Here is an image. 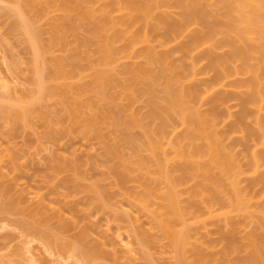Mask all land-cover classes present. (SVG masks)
I'll return each instance as SVG.
<instances>
[{
	"label": "rangeland",
	"instance_id": "rangeland-1",
	"mask_svg": "<svg viewBox=\"0 0 264 264\" xmlns=\"http://www.w3.org/2000/svg\"><path fill=\"white\" fill-rule=\"evenodd\" d=\"M47 1L38 0L39 3L34 5L31 0L28 9L26 2L21 5L22 10L26 9L23 16L28 18L27 23L30 22L29 29L37 33L36 44L43 58L41 83L58 88L56 95L45 92L41 101H34L39 96L32 40L29 38L32 35L24 32V23L15 13V5L21 2L0 0V264H82L83 260L86 264H184L186 260L188 264H238V256L245 257L247 251L242 252L243 238L247 239L248 234L253 233L257 239H264V219L257 216V212L254 214L255 211L244 214L247 222L241 220L242 214H231L234 224L233 229L228 225V231H237L236 240L241 239L242 243L241 246L238 244L241 247L238 254L229 253L228 262L223 263L226 242L221 232L228 231L218 213L229 202L226 190L223 193L226 185L219 188L221 191L216 189L219 190L216 193L207 183L210 177L206 171L187 172L193 151L201 140L189 137L188 128L176 117L168 121L164 135L161 134L160 118L150 115L152 106L148 96L135 94L136 87L143 84L137 83L134 92L125 88L124 84L130 79V67L143 63V59L137 57L141 46L134 49L135 53L134 50L127 51L130 57L120 54L117 63L103 66L104 71L110 73L107 75L110 82L107 84L106 80L105 95L98 94L88 85L92 81L93 66L98 67L99 44L103 43L105 36L110 40L116 33L115 37L120 29L116 28V32L113 27V32L110 30L113 28L107 29L109 33L107 30L96 32L93 28L100 15L98 11V15H94L96 20L89 17L75 20V13H71L73 17L67 16L60 9L63 2L65 5L69 0H50L56 2V9L48 8ZM27 2L30 4L29 0ZM99 6L100 3L96 2L92 8ZM176 11L171 10L173 17L177 16ZM58 29L61 35L54 37ZM114 39L112 47L124 48L126 40ZM220 50L219 53L223 49ZM170 56L176 67L183 62L178 69L188 61L178 52ZM206 63L207 60L202 59L197 66L202 68ZM58 68L65 78L56 79L54 71ZM208 77L202 75L199 78L203 81ZM194 84L199 88L205 85L198 80ZM234 101L219 105V112L225 111L229 104L228 110L236 113L239 107L234 106L237 104ZM26 105L30 114H20L25 119L12 115L14 111L21 113L20 107ZM156 105L164 107L165 103L157 99ZM209 109L207 100L199 104L200 111ZM92 114L97 125L90 127ZM222 122L217 130L226 133L230 120ZM235 135L227 137L225 143L232 147L235 157L245 166L244 157L248 153L245 151L253 142L244 140V143L240 135L237 134L239 138ZM200 158L194 157L192 161H206V158ZM118 171L127 176L123 184ZM157 171H164L165 176H162L164 172L159 175ZM211 172L216 175L217 169ZM247 182L249 179H243L240 186L246 187ZM170 187L179 191L178 206L189 219V224L183 226L193 234L192 240L188 239L189 243L184 245L183 260V255L180 257L160 225L169 217L170 208H166L169 203L164 194ZM144 195L146 199L142 198V203L140 198ZM193 203L202 206L199 210L202 218L199 219L203 221H197L198 226L193 219L194 212L191 216ZM204 206L215 210L212 217L203 215ZM178 225L176 228L182 226ZM59 248L64 250L59 252ZM201 253L207 254V258L197 259Z\"/></svg>",
	"mask_w": 264,
	"mask_h": 264
},
{
	"label": "bare ground",
	"instance_id": "bare-ground-1",
	"mask_svg": "<svg viewBox=\"0 0 264 264\" xmlns=\"http://www.w3.org/2000/svg\"><path fill=\"white\" fill-rule=\"evenodd\" d=\"M18 1L17 4L21 3L20 5H15V13L17 12V15L20 16L19 18L22 19L24 23H22L24 32L26 34L30 32L32 35V37H30V34H28L30 41L32 40L31 45L35 60L34 72L38 77L36 83L38 85L37 93L39 96L36 97L34 101H39V99L41 101V97L45 92L53 96L58 92V88L55 89L46 85L44 86L43 82L41 83L42 79L40 80V77L42 73L40 72V66L43 64V62L41 63L43 58L40 56V49L36 44L37 33H34L35 30H30V22L27 23L29 21L28 18L26 17L25 19V15L23 16L26 9L31 7L32 2L29 0V4L27 0H22L24 3H22L21 0ZM32 1L34 2V0ZM48 1L45 3L48 5V8L55 7L56 9V2L53 3L52 1ZM25 2L27 4V6H25L26 9L24 7L22 10ZM36 2H38V0L34 2V5ZM96 2L100 3V6L97 9H93L92 5L94 6ZM21 5L23 6L21 7ZM62 7L60 9L64 11L67 16L75 13V20H77V18L81 20L83 17L94 18V15L97 16L99 12L100 15L98 16V20L94 21L97 22L96 24L94 23L96 27L94 26L93 28L96 32H102L113 27L115 31L116 28L117 30L120 29L115 37L113 36L116 33L110 37V40L105 36L103 43L99 44L100 57L96 60L98 61V63H96L98 67L96 68L94 67L95 65L93 66V74L91 73L92 81L89 83L88 88H91L94 92L97 91L98 94H104L103 90H106V88L104 89L106 80L107 84L110 82V78H107V75H110V73L107 71L105 72L103 66L106 65L107 67L110 64L112 65V63H117V61L120 60L119 57H121V55L123 56L124 53V56L128 55L130 57L131 55L128 54L127 51L131 53L137 46H141L140 51L137 53V57L140 56V58L143 59V63L140 65L135 64V66L130 67L128 71V74L130 73V83L127 81V83L124 84L125 88H131L129 91L133 89L132 92L137 88L135 91V94L137 93L136 95L146 94L148 96L152 106L150 115L151 117L160 118V125L162 126L159 130L161 134L165 133L166 125H168L170 119L176 117V119H180L179 121L182 125L188 128L189 137L191 136L196 138V140L198 139L197 141L201 140L200 142H203L201 145L199 142L197 147H195V151H193L194 154L192 155L191 162H189V167L186 171L192 172V170L200 169L206 171V173L209 174L208 177H210L207 183L212 187L211 191H216V189L219 188L223 189V186L226 185L223 189V193L226 190L225 193L229 198V202L227 203L228 207L227 205H224V208L220 207L221 211L219 210L220 213L218 214L221 216L220 218H222V220H220L224 222L223 224L227 225V227L225 226L227 231L228 225L230 229L233 227L234 222L230 219V216L234 212L236 213L234 215H239V213L240 215L242 214L241 220L243 218V221L246 219L248 220L247 216L244 214H249L251 211H255L254 214L257 212V214H259L257 216L264 219V0H69V3L65 1V5L63 2ZM35 8L36 6L33 7V9ZM175 9L177 10V16L173 17L171 10ZM95 11L98 12L96 13ZM94 19L96 20L97 17ZM55 27L58 28L57 25ZM69 27L73 29L71 24H69ZM114 28L110 30L113 32ZM110 30H107L108 33ZM58 32H55L54 37L59 34L61 35L59 29ZM96 35H99V33H96ZM114 38H116V40L118 39V41L121 39V41L126 40L124 41L126 42L124 48L117 50L115 46L112 47V43L115 41ZM111 39H113V41ZM220 49L223 50L219 53V51H221ZM177 52L181 54L184 59H188L187 62L189 64H187V62L185 64L184 62L185 65H183L184 67L182 69H178V67H180L183 62L181 64L179 63L176 67L170 60V55L172 53L177 54ZM202 59H206L207 63L201 68L199 65L197 66V64ZM58 65L56 64V67H58ZM106 67L105 69H107ZM154 67L156 68L155 71H153ZM54 72L57 77L56 79L65 78L64 73H62L59 68ZM208 73L210 74L209 77L207 76ZM202 75L208 78L202 81V79L199 78ZM196 80L205 83L204 87L199 88L198 84H194ZM186 81H189V84H186L188 83ZM137 83H142V87H140V85L136 87ZM160 92L163 93H161V97L159 96ZM157 99H162V101H164V107H158L156 105ZM204 100L208 101L210 109L202 112L199 110V104H201L202 101L204 102ZM229 100L236 101L237 104L234 106L238 105V111L236 113L231 112L228 110L230 108L227 107V105H229L227 104L224 108L225 111L227 109L226 114L225 111L220 110L222 114H225L222 115L219 112V105L224 106ZM28 105H30V103ZM28 105L24 106V108L23 106L22 108L20 107V110H22L21 113L18 114L14 111V113L11 112L13 113L12 115H19L20 117V114L22 116L30 114L27 113L29 109H26ZM20 118L23 119L24 117ZM226 118L230 120V123L227 124L230 126L227 128L228 130L226 133H220L217 130V126L223 120L227 121ZM95 120L96 118L94 119V116L90 119V122L88 120L90 127L94 126V124L97 125V123H95L97 120ZM235 134L240 135V139L242 138L244 143V140L253 142L251 147H249L250 149L245 151L248 152L244 157V159L246 158L245 166L235 157L231 149L232 147L225 143L227 137ZM238 135L236 137L239 138ZM153 146H156V143H153ZM194 157H204L206 158V163L192 161ZM120 169L121 168L118 170ZM213 169H217V172H215L216 175L211 172ZM160 172H158L159 175H162L164 171H162V173ZM117 174L120 175V182L123 184L127 176L120 173V171H118ZM163 174L162 176H165V172ZM205 176L207 177V175ZM116 178H118V176ZM243 179H249V183L247 182L248 185L246 187L240 186L241 182L243 183ZM120 182L119 185H121ZM203 185L206 187L205 182ZM171 186L173 188V183ZM175 186L176 184L174 183V187ZM203 187L204 186H202V188ZM172 188L170 187V190H167L168 193H165L167 197L164 194L165 199H168L167 202L169 203V205L166 206V208H170V212L168 213L169 217L167 216V218L162 220V224L160 225L161 228L164 229L163 232L165 236H168L167 239H169L174 248L179 251L181 257V254H184V245H186L188 239L192 240L193 234L191 231L187 230V226L185 228L183 226L187 224L189 219L187 220L185 218V212L180 210L178 206L179 203L177 199L179 194H177V192L179 191L176 192V190ZM219 190L216 191V193L219 192ZM144 196L140 198L142 203V198L143 200L146 199V196ZM215 199L216 198H213V200ZM213 200L211 202H213ZM144 204H147L148 207V202ZM191 206V216L194 212L193 219H195L196 225L199 221H203V219H199L202 218L201 214H199V210L202 206L200 207V205L194 203L191 204ZM203 208L205 210L203 215L212 217V213L215 210H211L209 206H204ZM178 222L182 226L178 225ZM176 225L180 227L176 228ZM242 225H245V222H242ZM196 229H198V227ZM198 230H200V227ZM236 232H234V230H229L225 233L221 232V236L226 242L222 252L223 263L228 262L227 257L229 256L227 255H231L232 252L233 254L235 253V255L236 253L238 254L241 248L239 245L241 246V243L244 242L246 245L244 247V243H242V252L247 249V255L244 253L245 257L243 258L242 256H238V264H264V239H257L255 234L253 236V233L251 235L249 233V237H247V239L243 238L241 242V239H239V241L236 240ZM223 239H221V241ZM61 249L62 248H59V252ZM63 250L64 249H62V251ZM70 250L72 252V249ZM203 254H198L197 259H199V257L207 258L206 256L208 255L206 254V256H204ZM31 257L33 258V256ZM184 257L183 255L181 259L183 260ZM84 259L86 261V256ZM34 262L37 263V261ZM186 262L187 260L185 263ZM82 264H86L84 260Z\"/></svg>",
	"mask_w": 264,
	"mask_h": 264
}]
</instances>
